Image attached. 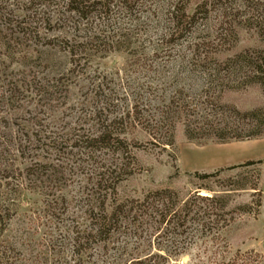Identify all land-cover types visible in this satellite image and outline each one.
<instances>
[{
	"label": "rangeland",
	"instance_id": "obj_1",
	"mask_svg": "<svg viewBox=\"0 0 264 264\" xmlns=\"http://www.w3.org/2000/svg\"><path fill=\"white\" fill-rule=\"evenodd\" d=\"M68 1L0 0V264H130L160 246L165 264L221 259L225 247L264 264V0H111L83 16ZM238 54L257 62L227 61ZM184 102L194 108L180 122ZM135 114L137 128L119 120ZM259 119L257 138L200 137L224 124L227 136L246 134ZM107 126L126 144L79 140ZM219 144L249 157L193 165ZM200 187L227 189L231 213L207 218L212 229L190 223L179 235L174 223L129 215L106 241L88 234L114 200L172 189L181 206L212 195Z\"/></svg>",
	"mask_w": 264,
	"mask_h": 264
},
{
	"label": "trees",
	"instance_id": "obj_2",
	"mask_svg": "<svg viewBox=\"0 0 264 264\" xmlns=\"http://www.w3.org/2000/svg\"><path fill=\"white\" fill-rule=\"evenodd\" d=\"M127 1V0H125ZM112 4L111 0H70L68 1V6L72 12H75L79 14L80 16H83L88 10L90 9H99V6L105 9H109ZM179 26V23H178ZM181 26L183 27V24L181 23ZM97 37V36H96ZM213 55L210 53H204L203 54V60L205 62H209L213 60ZM252 57L245 56L244 54H238L233 57H229L227 61L235 60V62L240 64H253L257 61H252ZM215 103L218 104L217 100H215ZM173 104H175V101H173ZM171 104V106L173 105ZM190 107L194 108L190 104L187 103H178L176 106V112L179 114V121L184 122L188 113L187 108ZM130 121L131 126L134 128H137L139 126L140 121L135 114V116H128L127 117H121L119 120L121 122ZM263 120L259 119L258 121H255L254 123H250L248 127L250 128L249 131L246 134H234L231 136L225 135V132L230 131L232 132V129L229 127L228 124H224L223 127L218 126H211L210 130L207 131L208 135H203L204 137L200 136L201 138L209 139L215 143H227L233 140L236 141H242V140H248L252 138H257L262 136V133L260 131L255 130V128L261 127ZM185 124V123H184ZM253 128V129H252ZM186 135L189 140L197 141V136H193L192 133H190L189 130H186ZM124 133H118L113 131L110 127H105L100 132L93 134L91 137H87L84 139H79L80 141L88 142L91 140L93 143H102L105 147H111V146H117V144L120 146H123L127 142V136H123ZM127 134V133H126ZM132 142L135 147H137L140 143L138 140H136L134 137L132 139ZM155 144H160L156 141H151ZM167 145H174V141H170L169 143H166ZM122 148V147H121ZM123 149V153H124ZM252 164V162H247L246 165ZM222 169L216 171L215 173H197L196 175L201 177L203 180L211 178L213 176H216L218 172H220ZM105 179L101 180L104 182ZM108 182V180H105ZM102 184V183H101ZM201 189H205L206 191L210 192L212 195H200L198 193L190 196L185 202L182 203L181 206H178L180 200L178 198L177 192H175L172 189H163V190H156L152 194L145 195L143 198H134L128 202H119L114 200V203L108 204L107 206L103 205L100 214H97V217L92 223L90 230L88 234L90 236H93L94 238H100L103 241H106L111 238V236L114 234V231L117 227V224L122 223V217H128L129 215H132L133 217H144V218H152L155 219V222L157 223L158 227L156 229L160 228V226L164 223L166 225L171 226L172 223H174V226L176 229H181L179 231V235H186L188 232L189 224L190 223H197L200 228L199 231H203L207 227L212 229L214 226L210 225V222L217 223V225L221 222L222 217H225L226 215H229L231 212L229 211V201H228V194L226 192L227 189H220L221 193L216 194L215 192L217 190L212 189L211 187H200ZM115 187L113 188L112 193H107V196H105L106 202L109 197L112 198L113 193L115 192ZM202 201L207 203L208 208L204 209H196L197 208V202ZM150 211V212H149ZM213 217H215L213 219ZM209 219V223H207L206 219ZM112 234V235H111ZM160 233L159 235H161ZM216 234V233H214ZM111 235V236H110ZM216 236V235H215ZM216 238V237H213ZM183 241H181V244ZM185 243V242H184ZM227 245V244H226ZM158 252L156 253H147L146 255L142 257H137L136 259L132 260L130 264H165L167 262V259L163 253L160 251H165L166 249H163V247L157 248ZM187 247H183L180 249L179 253L183 254L186 253ZM166 252V251H165ZM231 250L225 247L224 255L221 259L216 257L215 259H210L203 264H248L245 263V261H240L239 257H242L243 259H247L248 255L250 254H244V256L240 255V251H237L236 253L231 254ZM222 254V253H221ZM227 254V256H226ZM158 259L163 260L165 263L159 262ZM250 262V261H247Z\"/></svg>",
	"mask_w": 264,
	"mask_h": 264
},
{
	"label": "crops",
	"instance_id": "obj_3",
	"mask_svg": "<svg viewBox=\"0 0 264 264\" xmlns=\"http://www.w3.org/2000/svg\"><path fill=\"white\" fill-rule=\"evenodd\" d=\"M217 146L219 147L216 148L219 149H211V147L206 146L201 148L203 151L194 153L192 160L193 165L199 168H214L232 161L239 162L249 157L246 149L243 148L242 145L228 147L229 145L227 144H219ZM231 150L234 152L231 153Z\"/></svg>",
	"mask_w": 264,
	"mask_h": 264
}]
</instances>
